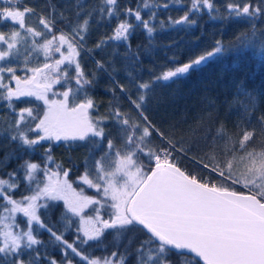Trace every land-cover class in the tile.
I'll use <instances>...</instances> for the list:
<instances>
[{
  "label": "snow or ice",
  "instance_id": "1",
  "mask_svg": "<svg viewBox=\"0 0 264 264\" xmlns=\"http://www.w3.org/2000/svg\"><path fill=\"white\" fill-rule=\"evenodd\" d=\"M176 2L156 0L150 6L138 0L135 7H121L120 0H98L90 10L80 0H44L43 8L0 0V25H8L0 29V104L12 113L0 137L15 146L0 167L18 161L0 174V264H174V257L185 260L189 254L196 264H264V110L255 97L237 94L240 119L231 134L218 117L210 125L197 117L196 126L178 137L176 126L164 129L147 115L157 87L225 51L217 41L211 51L143 80L137 72L141 46L133 50V37L139 30L151 44L158 12ZM189 4L180 18L169 16V24L183 30L197 23L196 14L218 16L214 0ZM225 11L229 20L253 29L251 36L238 38L240 52L258 44L264 53L254 23L264 21V0L229 3ZM113 22L111 33L89 50L93 26ZM90 51L96 68L87 73L80 61ZM101 53L107 54L96 60ZM40 54L42 65L33 64L32 56ZM118 59L126 84L116 76ZM98 74L113 86V99L119 92L128 101L130 112L114 104L108 121L94 118L96 104L88 92ZM33 101L40 104L27 106ZM20 102L26 106L18 107ZM109 126L116 127L119 148L105 133ZM70 141L101 145L77 186L71 169L52 156L53 145ZM41 147H46L42 162L27 158ZM184 160L194 167L185 168ZM84 185L98 195H87ZM109 237L108 255H88Z\"/></svg>",
  "mask_w": 264,
  "mask_h": 264
},
{
  "label": "trees",
  "instance_id": "2",
  "mask_svg": "<svg viewBox=\"0 0 264 264\" xmlns=\"http://www.w3.org/2000/svg\"><path fill=\"white\" fill-rule=\"evenodd\" d=\"M56 3H65L66 0H55ZM147 2L150 6L156 3V0H139ZM162 2V0H161ZM245 0H214V6L218 12L216 19L210 18L204 14H196L197 23L191 26H185L183 30H178V26L169 24L168 17L173 20L180 18L184 14V9L189 7V0H177L176 4L167 11H159L157 15V31L148 43V38L141 31H137L132 40V47L135 51L137 46H141L142 65L137 69L140 77L147 81L152 76L159 75L162 71L174 69L176 66L188 63L199 55L211 51L217 41L222 42L224 52L216 57L210 58L207 63L201 65L196 70L188 74L167 82L166 85L157 87L151 102L147 105L149 118L158 126L166 129L169 125L176 126V135L179 137L189 127L196 126L197 117L202 118L205 125L212 124L216 118L224 123L229 130V134L239 121L238 115L240 105L236 101L238 93L247 92L255 97L257 108L264 110V53L258 52V44L241 53L239 48V37L251 36L253 29L243 21L229 20L225 11L227 4H243ZM255 0H253V3ZM80 3L89 5L90 10L98 0H80ZM138 0H120V5H129L135 7ZM39 5L44 6V0H22L21 6ZM145 16L148 15L146 10L142 9ZM164 23V27H159V22ZM255 39L264 42V37L260 36L264 32V21L257 20ZM112 25H94L93 35L87 41V48L94 51V42L111 33ZM8 25H0V29L7 28ZM108 52L114 51L108 49ZM121 53L123 49H119ZM101 53L95 55L99 60ZM55 55V54H54ZM58 57V55H57ZM33 64L44 62L43 55L40 54L38 59L36 55L32 56ZM81 64L84 71L91 73L95 70L96 65L93 63V52L82 54ZM23 75V73H17ZM99 79L95 87L88 92V96L95 101L96 111L93 113L94 118H101L108 121L113 111V105L130 112L129 104L119 92L113 99L109 91L110 85L106 76L98 74ZM116 76L121 83H127L124 79L125 67L119 59L116 62ZM58 87V86H57ZM135 91V89H131ZM241 99H244L241 96ZM40 104L33 101L27 106ZM23 102L18 107H24ZM42 106V105H41ZM133 119H135L133 115ZM12 120L11 110L0 104V132L5 129V123L10 124ZM185 120L188 124H185ZM105 133L116 145L120 147V141L115 126L105 128ZM14 145H9L3 137H0V160H4L6 152H12ZM101 150L100 144H85L84 142H61L53 145L52 156L54 160L64 168L71 169L70 180L74 186L80 184V177L84 174L86 166L91 165V157ZM46 147H41L33 152L29 159L35 162H42ZM17 160L5 161L6 167H0V174L11 171L17 165ZM185 168L191 169L194 165L189 160L182 161ZM23 188L24 186L21 185ZM237 190H240L237 186ZM87 192H91L87 189ZM58 213L52 214L55 219ZM72 235L67 233L68 238ZM43 239L47 240V234H43ZM49 250L56 259H60V253L55 245L50 246ZM113 250V243L109 237L104 244L98 247L89 248L88 255L103 257ZM174 264H196V258L188 255L185 260L173 258Z\"/></svg>",
  "mask_w": 264,
  "mask_h": 264
},
{
  "label": "rangeland",
  "instance_id": "3",
  "mask_svg": "<svg viewBox=\"0 0 264 264\" xmlns=\"http://www.w3.org/2000/svg\"><path fill=\"white\" fill-rule=\"evenodd\" d=\"M57 55H59L58 53H55V56H57ZM84 188H85V193L87 194V195H92V196H97L98 194L95 192V190L94 189H90L91 190V192H87V189H89V188H87V186L86 185H84L83 186Z\"/></svg>",
  "mask_w": 264,
  "mask_h": 264
},
{
  "label": "water",
  "instance_id": "4",
  "mask_svg": "<svg viewBox=\"0 0 264 264\" xmlns=\"http://www.w3.org/2000/svg\"><path fill=\"white\" fill-rule=\"evenodd\" d=\"M189 255L194 257V254H189ZM194 258H195V257H194Z\"/></svg>",
  "mask_w": 264,
  "mask_h": 264
}]
</instances>
